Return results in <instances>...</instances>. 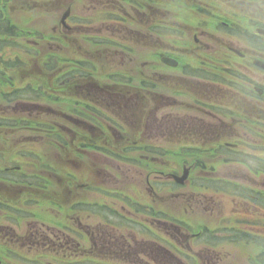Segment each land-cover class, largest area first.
<instances>
[{
	"label": "flooded vegetation",
	"instance_id": "af4514ba",
	"mask_svg": "<svg viewBox=\"0 0 264 264\" xmlns=\"http://www.w3.org/2000/svg\"><path fill=\"white\" fill-rule=\"evenodd\" d=\"M68 8L66 26L63 29L60 25L66 34L65 43L71 44L72 7ZM108 14L102 13V21L108 19ZM251 20L255 28L264 29L261 22ZM132 21L128 22L134 24ZM224 27L230 25L222 23L220 28ZM255 35L264 44V36ZM193 36H196L193 51L177 47L160 54L176 59L175 68L160 61H156L159 69L148 61L137 67L133 63V46H124L130 52L123 53L127 58L122 60L114 50L120 44L111 39L113 43L108 45L112 47L104 46L105 50L100 54L98 51L94 58L85 55L90 59L80 61L77 68L66 59L65 69H47L46 62L41 61L19 66L17 77L21 84L16 89H25V82L33 81L30 83L35 88V99L18 100L16 106L21 109L18 120L24 122L21 131L33 136L23 141L21 147L8 146L7 151L3 150L5 154L12 150L16 157L27 154L55 159L49 165L24 162L0 166V174L7 176L0 181V253L13 260L6 262L0 256V264H51L60 255L65 263L80 257L82 262L76 263H89L90 258H96L103 264H264V221L249 226L248 213H232L230 227L223 230L225 238L217 239L218 235L211 234L218 232L217 225L212 230L195 219L197 229L190 232L185 226L189 224L184 225L168 210V185L170 180L174 182V173L167 169L168 157L178 155L169 150V144L182 147L192 144V148L198 149L203 136L209 150L237 152L247 141L238 123L247 113L244 107L259 109L246 103L244 92L236 103L228 99L233 94V79L223 75L224 72L220 74L221 86L216 91L210 88V93L213 91V97L216 96L212 101L216 106L227 99L228 104L217 108L211 102L201 103V96L209 92L207 88L216 86L214 74L205 79L201 72L212 73L219 69L216 62L235 58L231 61L237 60L235 64L243 76V71L255 68L264 77V70L254 65L257 59L264 62V48L252 46L248 37L243 40L251 49L240 50L238 54L236 48L227 47L215 51L211 59L203 57L202 62L197 51L201 48L197 31ZM45 43V49L51 45L53 49L51 40ZM108 53L113 56L106 59ZM217 53L224 58H218ZM43 55L49 61L56 56L52 52ZM185 57L199 61V68H186ZM132 63L134 67L125 69ZM201 65L212 70H204ZM200 81L205 82L202 91L198 90ZM246 84L250 93L260 87L262 92L257 93V98L264 102V85L253 81ZM222 96L223 100L219 98ZM181 99L197 105L193 110L196 116H176L179 121L175 133L165 132L152 138L150 122L167 125L168 112L174 114L177 108L188 105ZM202 105L212 107L208 118L218 121L215 126L210 124L216 131L195 135L193 129L208 119ZM220 108L224 113L216 115L214 110ZM258 122L264 130V116L258 117ZM223 136L232 142H223ZM153 140L158 143L153 145ZM23 147H29L28 151ZM122 166L123 174L127 172L123 183ZM201 167L199 163L193 166L182 163L176 174H181L184 168L192 173ZM43 205L49 214L32 211ZM221 244L231 249L229 262H222L220 257H203L204 252L216 250ZM246 246L243 250L251 251L244 257L241 248ZM188 247L191 254L190 250L184 251ZM31 253L37 255L30 257Z\"/></svg>",
	"mask_w": 264,
	"mask_h": 264
},
{
	"label": "rangeland",
	"instance_id": "374dc122",
	"mask_svg": "<svg viewBox=\"0 0 264 264\" xmlns=\"http://www.w3.org/2000/svg\"><path fill=\"white\" fill-rule=\"evenodd\" d=\"M69 5L72 7L71 25L73 29L69 32L71 44L65 43L66 34L64 30L62 31L64 27L61 28L59 24ZM259 5L260 7H258ZM102 13H109L107 20L102 21ZM251 19L261 22L260 26L264 27V0H0V166H18L24 162L49 165L54 163L55 159L53 156L37 157L27 154L16 157L12 150L5 154L8 146L11 149L21 147L23 141L33 136V133L21 131L24 122L18 120V116H21V109L16 106L18 100L34 101L35 99V88L30 83L33 81L30 80L29 83L26 81L25 89H16L17 85L21 84L17 77V69L20 65H27L32 61L35 63L41 61L46 62L45 67L47 69L55 67H57L56 69H65L66 59L67 61L70 60V63L73 62L77 68L80 61L90 59L85 55L91 54L94 58V55L97 57L98 51L100 54L105 50L104 46L112 47V45H108V43H113L109 40L111 39L120 44V46H114V50L120 53L118 57L122 60L127 58L123 53L130 52L124 46L132 45L134 50L132 54L133 63L135 62L137 67L148 61L157 67L156 69H159L156 61H158L160 54L170 52L177 47L193 51L194 31H197L199 35L201 48L197 51L202 60H204L203 57L211 59L215 51L225 48L227 50V47L241 51L251 49L249 44L243 40L245 37L249 38L248 41L252 46L264 48L261 40L255 37V27L253 26L255 22ZM128 21H132L134 24ZM222 23H228L230 27L220 28ZM238 27L241 28L242 34L237 32ZM49 40L54 43L53 49L50 48L52 45L49 46L51 51L48 48L45 49V42ZM101 43L104 45H100ZM43 49L45 51H40ZM39 52L42 55L38 56ZM49 52L56 54L55 57H52V61L43 55L49 54ZM108 54L105 55L106 59L113 56ZM218 58L224 57L218 56ZM233 59L235 58H228L225 63L216 62L219 68L216 71L225 72L228 70L230 72L231 63L233 66L231 67L238 70L239 67L235 64L237 60L232 62ZM125 60L128 61V59ZM92 61L96 63L97 60L93 59ZM69 62L67 63L68 66H70ZM133 63L125 69L132 68ZM198 64L199 61L186 60V57L183 60V65L189 69L198 68ZM97 67L95 68L97 69ZM121 67L122 65H120ZM203 69L210 70L207 66H203ZM243 72L249 80L264 85V77L260 76L261 74L257 69L251 68L250 72ZM201 73L209 76V73ZM204 84L205 82L200 81L199 91H202L201 88ZM210 88L215 91L218 89L216 86L210 85L207 88L209 92L204 97L201 96V103L208 104L211 102L209 104L214 105L212 107H220L223 104L227 105L228 103L225 102L228 99L233 102L237 99L240 100L232 94L222 104L216 106L212 102L215 101L214 97L216 96L213 97L214 92L210 93ZM36 91L38 92V90ZM224 97L219 98L223 100ZM254 97L256 96L254 95ZM181 100L188 105L177 108L174 110V114L168 112L167 125L158 121L159 124L163 125L162 129L156 122H150L153 125V132L149 133L152 138L165 132L175 133L177 131L175 124L179 121L176 116H196L193 110L197 105L194 106L193 102L187 101V99ZM246 103L259 107V109L254 108V112L264 116V102L259 99H247ZM212 107L209 106L205 109L206 118H208V111L212 110ZM244 110L251 112L247 105ZM214 112L216 115L224 113L221 108L214 110ZM217 122L208 118L207 121L196 126L193 132L195 135L199 133L208 135L213 130L216 131L211 125L215 126ZM245 137L248 141L240 146L237 151L243 153V161L239 163L226 162L231 155L239 156V153L233 154L226 151L225 154H209V152L201 150L197 153L192 148V144L187 147H182V144H169V150L178 155H169L168 171L172 173H176L177 170L180 171L179 165L182 163L189 165L201 163L202 166L200 170L192 172L191 178L183 186L175 184L171 180L168 185L166 196L168 197V210L172 213V217L181 219L180 221L184 225L188 223L189 225L185 226L189 227L190 232L197 229L194 221L198 219L201 225L208 226L212 230L217 225L218 232L211 234L218 235L217 239L225 238L223 230L231 224L230 215L237 212L248 213L246 219L249 226L264 221V168L258 167L259 160L264 158V145H262L264 144V135L259 129L258 133H251L250 136L245 135ZM223 141L230 142L231 140L224 138ZM157 143L155 140L152 142L153 145ZM23 148L26 151L29 149V147ZM4 155L5 157H3ZM121 170L120 182L123 183L127 180V176L124 179L127 172L123 174V166ZM3 177L7 176L0 174V181L3 180ZM238 192L244 194L239 197L237 196ZM243 196H245L243 200L246 202L241 200ZM32 211L43 215L50 213L45 205L37 206ZM170 221L172 222L171 218ZM244 229L247 230V228ZM249 230L252 232L251 229ZM122 233L127 234L126 232ZM226 234L228 235V232ZM234 235L237 234L231 236ZM246 248L248 247L241 248L244 257H247V253L249 254L251 251L249 248L248 252H245L243 249ZM188 250L191 254V247L184 248L185 253H188ZM230 252L229 247L221 244L216 250L204 252L203 257L207 256L213 259L220 257V260L225 263L229 262ZM33 255L37 254L31 253L30 257ZM0 256L6 262H13L5 253L1 252ZM59 257L54 259L51 264H103L97 262L96 258H90L89 263L85 261L76 263L82 262L80 257H75L72 263H65L61 255ZM244 259L248 261L247 258Z\"/></svg>",
	"mask_w": 264,
	"mask_h": 264
},
{
	"label": "trees",
	"instance_id": "16d2710c",
	"mask_svg": "<svg viewBox=\"0 0 264 264\" xmlns=\"http://www.w3.org/2000/svg\"><path fill=\"white\" fill-rule=\"evenodd\" d=\"M240 31H242V30H241L240 27H238L237 28V32L239 34H242ZM225 71L227 73H230L229 74V78H232L233 79V83H232L233 87L236 90H240L238 84L234 81V76H233L234 74H233V72H229L228 70H225ZM253 112L254 111H251V112L247 111V113H245V114L242 115L244 117V120H245L244 122L246 123L245 125L247 126L249 132H253L254 131V128L257 126V121L254 120V118H257L259 116V114L257 112H254V113Z\"/></svg>",
	"mask_w": 264,
	"mask_h": 264
},
{
	"label": "water",
	"instance_id": "95a60500",
	"mask_svg": "<svg viewBox=\"0 0 264 264\" xmlns=\"http://www.w3.org/2000/svg\"><path fill=\"white\" fill-rule=\"evenodd\" d=\"M69 14V11L63 16L62 18V22L64 23L67 16ZM259 32H262L261 30H259ZM163 62L166 63V64H169V65H175L176 63H173L174 61L172 59H169V58H163ZM256 65H259L260 67H264V65L258 61L255 62ZM188 174H189V171L188 170H185L184 171V174L182 177H177L175 176V180L180 183V184H183L187 178H188Z\"/></svg>",
	"mask_w": 264,
	"mask_h": 264
}]
</instances>
